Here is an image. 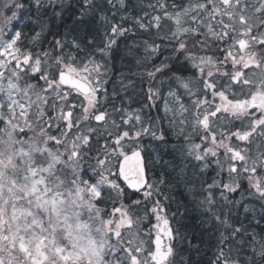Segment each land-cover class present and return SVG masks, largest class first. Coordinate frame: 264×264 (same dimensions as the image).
I'll use <instances>...</instances> for the list:
<instances>
[{
  "label": "snow or ice",
  "instance_id": "obj_1",
  "mask_svg": "<svg viewBox=\"0 0 264 264\" xmlns=\"http://www.w3.org/2000/svg\"><path fill=\"white\" fill-rule=\"evenodd\" d=\"M107 2L124 7V0ZM31 3L38 13L51 9L61 17L65 11L62 0ZM97 7L95 0H82V11ZM148 7L161 14L152 15L147 25L137 17L140 29L155 28L159 34L162 21L175 25L160 37L177 54L173 64L161 61L147 72L150 79L159 73L169 81L164 111L178 115L174 123L181 132L190 127L199 137L201 143L189 145V154L196 160L215 158L223 170L222 150L229 162L228 182L209 185L206 202L213 204L216 188L225 201L226 193L240 192L264 202V152L252 157L247 148L240 147V142L264 139V31L260 30L264 28V0H189L187 6L172 12L169 7L175 10L176 4L156 0ZM3 8L11 16L0 12L4 16L0 25V264H175L173 230L161 215L160 202L151 200L159 190L149 183L141 150L133 147L151 130L142 126L137 112L104 108L98 96L102 91L105 98L108 95L102 88L104 65L91 57L78 60L75 53L81 50L80 42L66 41V33L53 32L40 23L41 15L35 20L20 19L17 28L12 21L26 10L19 0H6ZM185 18L191 26H184ZM25 20L40 31L33 29L29 36L24 32ZM128 31L113 23L107 42L96 50L106 54L117 43L114 37ZM49 35L51 40H47ZM45 41L47 48H43ZM145 50L156 54L161 47L146 41ZM160 95L159 89L149 88V100H158ZM184 96L190 105L186 106ZM168 97L178 107L169 108ZM49 108L57 111L55 120ZM113 115L119 116V124L111 119ZM57 122L59 135H52ZM137 124L139 130H135ZM151 135L156 137L155 132ZM158 138L163 139V134ZM92 159L95 164L86 169L84 163ZM88 169L92 175L85 179ZM105 187L116 194L111 213H104L108 219H103L97 207ZM126 189L144 199L123 204L122 199L128 198ZM148 202L153 204L151 209ZM142 204L145 217L155 216L158 221L153 226L157 230L154 250L151 231L148 240L139 231L132 232L145 217L130 208ZM261 208L264 219V203ZM230 217L229 211L215 219L230 229L232 237L246 234L228 225ZM162 236L168 238L166 245ZM224 243H230L228 237L222 238ZM248 243L251 256L234 258L231 248L226 252L221 246L214 264H264V235L257 240L253 233Z\"/></svg>",
  "mask_w": 264,
  "mask_h": 264
},
{
  "label": "trees",
  "instance_id": "obj_2",
  "mask_svg": "<svg viewBox=\"0 0 264 264\" xmlns=\"http://www.w3.org/2000/svg\"><path fill=\"white\" fill-rule=\"evenodd\" d=\"M19 2L28 7L29 14L27 17L35 20L38 15H41L42 20L40 23L50 27L53 32L66 33L67 35L64 36L66 41L75 39L80 42L81 50L75 53L78 60L91 57L104 65L102 69V88L107 91V98L104 97L103 91L98 93L104 108L108 112H112L113 106L117 109L122 107L128 112H137L141 116L142 126L151 130L148 134L138 138L137 144L133 145V147L145 146L146 142L149 141L158 144L160 148L164 143L170 145L167 155L169 160L162 167V189L163 191H170L171 195L170 198L162 196L161 198L164 200L162 201L164 205L162 208L165 210V216L168 219L175 217L174 223L178 234L182 236H190L192 232L196 234L201 230H196L195 228L200 226L202 231L214 236L217 245L210 264L215 261L216 253L221 246L224 247L226 252L228 248H231V255L234 258L251 256L252 247L248 243L249 237L255 233L257 240H259L260 236L264 235V219H261V204L264 202L259 201L256 196H249L247 193L242 196L240 192L235 194L226 193L228 200L225 201L220 198V188L213 189V204L210 205L206 202L205 197L208 194L209 185L213 184L214 181L228 182L227 169L229 162L227 158L222 155L221 150L219 158L222 162L223 170L217 166L215 158H208L205 161L196 160L194 155L189 154V145L191 143L199 144L201 141L198 136L193 134L192 129L188 127L187 132H180L174 137L170 129L165 125L162 104L165 93L169 91V81L166 76H161L159 73H157L155 79H150L147 76V72L152 71L154 65L159 66L161 61L169 65L173 64L177 54L172 51V45H166L160 37L166 36L171 29H174L175 25L172 21H162V28L157 34L154 28L150 32L140 29L137 23L127 16L130 8L140 15L144 12L150 15H160L161 13L158 9L154 11L148 7L150 3L155 4L156 0H128L127 5L123 8L118 5L117 7H112L107 0H95L98 5L97 8L84 9L83 11L82 0H68L67 2H62L65 11L61 17L54 16L51 9L47 13H38L31 0H19ZM166 3L169 6L172 4L177 5L175 10L169 7V11L172 12L179 11L182 6H187L189 0H166ZM1 4L2 0H0ZM117 8L120 10H117ZM56 11H60V9H56ZM0 12H5L6 16H11V11L0 8ZM2 20H4V16H0V21ZM29 22L30 30L40 31L38 26L33 25L31 21ZM113 23L122 24L129 31L123 37H114L117 43L111 49L106 50V54H102L96 49L101 48L107 42L109 38L107 34H110ZM184 26H191L187 18H185ZM51 39L50 35L47 36V40ZM146 41L160 45V52L152 54L150 50L146 51ZM90 42H93L91 46ZM47 47L48 43L45 41L43 48ZM220 47L223 48L225 45L222 44ZM37 50L39 51L40 49L37 48ZM207 54L211 55L212 53L209 52ZM165 57H168V59H165ZM180 59L183 60V57H180ZM173 71H175V67H173ZM173 87H175L174 84ZM149 88L153 90L159 89L161 95L158 100L148 99ZM184 99L190 105V100L187 96H184ZM153 103H155V106L150 107ZM48 112L55 120L57 111L49 108ZM111 119L115 120L117 124L120 123L119 116L113 115ZM57 124L54 123L52 125V127H55L52 128V135H59L56 131ZM236 125L239 127V122H236ZM92 126H96L95 122H93ZM140 127L141 125L137 124L135 130H139ZM112 131H115V129H112ZM151 132H155L156 137H153ZM161 134H163V139L158 138ZM29 135H32V133H29ZM103 143L104 141L101 140L100 144L102 145ZM240 147L247 148L249 155L255 157L259 153L264 152V140L257 137L255 142L252 143L240 142ZM147 153L145 149L148 161ZM91 155L94 157L95 152L91 153ZM162 155L164 154L162 153ZM163 159H165L164 156ZM88 164H95V159L87 160L83 166L87 169ZM147 168L149 170V161ZM87 171L90 172V169ZM167 171H170V176L174 175V178L171 179L172 182L166 176L169 174L166 173ZM187 177L191 179L189 180ZM164 181L165 183L163 184ZM244 186L247 187L246 182ZM126 192L128 198H124V201L131 203V199L136 198L137 194L130 193L128 189H126ZM114 199H112L110 204H113ZM151 200L154 202L158 199L154 196ZM234 201H238V203H233ZM246 206L249 210H246ZM229 211L231 212V217L228 219V225L240 227L246 234L232 237L230 229L226 230V226L215 219V216L220 215L222 212L227 214ZM190 218L196 221L187 222ZM192 227L194 228L193 230ZM224 237H228L230 243L221 245V240ZM184 239V237H180V243ZM192 239L193 237L190 238V242L193 248L188 251L178 250V258H183L185 264H201L198 259L203 254L201 251L200 253L197 252V249L200 248L199 243L197 244V241L193 243ZM257 259L259 258L257 257Z\"/></svg>",
  "mask_w": 264,
  "mask_h": 264
},
{
  "label": "rangeland",
  "instance_id": "obj_3",
  "mask_svg": "<svg viewBox=\"0 0 264 264\" xmlns=\"http://www.w3.org/2000/svg\"><path fill=\"white\" fill-rule=\"evenodd\" d=\"M67 1L68 0H62V2H67ZM127 2H128V0H124V7L127 5ZM5 3H6V0H2V4L0 5V8L4 9L3 5ZM144 13L142 15H140L138 13L136 14L133 11V9L130 8L128 10L127 16L129 18H132L135 21V23H136V18L140 17L142 19V22L145 25H147L149 20L151 19L152 15H149V16L145 17ZM28 14H29V10H28V7L26 6V10H24L22 12V14L18 15V19L12 21V24H15L17 26V28H18L19 27V23H20V19L27 18ZM25 23H26L27 26L24 28V32L27 33L29 36H31L33 34V29L30 30V22L25 20ZM3 24H4V20L0 21V25H3ZM32 28H33V25H32ZM24 42H25V44H27V42H29V41L25 40ZM167 94L168 93L165 94V98L167 97ZM33 99H34V97H33ZM183 100H184V103L187 106L188 103L184 99V97H183ZM164 102H163V106H162L163 111H164ZM168 105H169V108L178 107V106H176L174 104V101L170 97H168ZM163 113H164V117H165V125L167 126L168 129H170V131L172 133V136L176 137L181 132L180 128L178 126H176V124L174 123L175 120L179 119L178 115L174 111H169L167 113L164 111ZM2 127H3V124H0V128H2ZM52 128H55V127H52ZM183 131L187 132L188 131V127L185 126ZM144 147L146 149V152H148L147 154H148V157H149L148 161H149L151 180L153 182L154 187L158 188V190H159L158 192H154L153 195L155 197H157V199L160 202V205L164 206L163 202H162L164 200H163V198H161V196L164 197V198H170V195H171L170 191H163V189H162V179H163L162 167H163V165L165 166V164H167V162L169 160L167 158V155H168V151L170 149V145L164 143V144H162V146L160 148L158 144L149 141V142H146ZM162 153L164 155H162ZM163 156H164L165 159H163ZM113 171H115V169H113ZM166 173H169V174L166 175L164 173V175H166L168 177V179H170V182H172L171 179L174 178V175L172 174L170 176V171H167ZM91 175H92L91 170H90V172L87 171L84 178L88 179ZM187 178L189 180L191 179L190 177H187ZM164 183H165V181L163 182V184ZM115 196H116L115 192H111L110 193L109 190L105 187L103 198L97 204V207L102 210L103 219H108V216L104 215V213H111L113 204H110V202L112 201L113 198H115ZM143 199H144L143 196L140 194L138 197L131 199V203L125 202L124 198L122 199V203L125 204V205H131L132 201H134V200H143ZM116 206H119V203H117ZM152 206H153L152 203H148L147 204V208L148 209H151ZM130 212L138 213L139 216L145 217V211H144V205L143 204L139 208H130ZM161 215L165 216V210H164L163 213H161ZM83 218L87 219L88 217H87V215H85ZM157 223H158V221L156 220L155 216H147V217H145L142 220L138 230H137V228H133L132 229L133 233H136L137 231H139L142 234L141 238L144 239V240H148L149 239L147 233L149 231H151V239L153 241L152 250H154V247H155L154 241H155V236H156V231H157L153 226L156 225ZM160 223L162 225V221H160ZM169 226L173 230V236H176L177 239H179L180 237H183L182 235H179V234L175 233V223L174 222L169 220ZM125 236H127V233H125ZM166 238H167L166 236H162V245H166L167 244L166 240H165ZM113 243H115V238L114 237H113ZM145 247H147V245H145ZM109 258H111V257H109ZM178 261L179 262H181V261L183 262V259L179 258Z\"/></svg>",
  "mask_w": 264,
  "mask_h": 264
},
{
  "label": "bare ground",
  "instance_id": "obj_4",
  "mask_svg": "<svg viewBox=\"0 0 264 264\" xmlns=\"http://www.w3.org/2000/svg\"><path fill=\"white\" fill-rule=\"evenodd\" d=\"M198 220H203V219H198ZM196 220H193L192 218L188 219L187 222H195ZM195 226H197L195 224ZM194 228L192 227V230ZM196 230H201L198 231L196 234H194L192 232V234L189 235H183V237L185 238L184 240H187L191 237H193L192 242L194 243V241H197V244L199 243L200 248L197 249V252L200 253V251L202 252L203 256H201L198 261L201 264H210L212 257H213V252L214 249L216 248L217 242L215 241L214 236L209 235L207 233H205L204 231H202V227L197 226V228H195ZM198 246V245H197ZM197 257V255H196ZM195 258V256H194ZM196 259V258H195Z\"/></svg>",
  "mask_w": 264,
  "mask_h": 264
},
{
  "label": "water",
  "instance_id": "obj_5",
  "mask_svg": "<svg viewBox=\"0 0 264 264\" xmlns=\"http://www.w3.org/2000/svg\"><path fill=\"white\" fill-rule=\"evenodd\" d=\"M139 150H141V149H139ZM130 154V153H129ZM141 155H142V157L144 158V161H145V157H144V154H143V151L141 150ZM145 170H146V167H145ZM146 175H147V172H146ZM148 178V177H147ZM132 190V189H131ZM132 191H134V190H132Z\"/></svg>",
  "mask_w": 264,
  "mask_h": 264
},
{
  "label": "flooded vegetation",
  "instance_id": "obj_6",
  "mask_svg": "<svg viewBox=\"0 0 264 264\" xmlns=\"http://www.w3.org/2000/svg\"><path fill=\"white\" fill-rule=\"evenodd\" d=\"M190 246H193V245H192L191 243H188V244L186 245V248L189 249Z\"/></svg>",
  "mask_w": 264,
  "mask_h": 264
}]
</instances>
